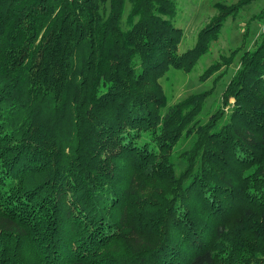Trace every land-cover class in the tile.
I'll return each instance as SVG.
<instances>
[{"label": "trees", "instance_id": "obj_1", "mask_svg": "<svg viewBox=\"0 0 264 264\" xmlns=\"http://www.w3.org/2000/svg\"><path fill=\"white\" fill-rule=\"evenodd\" d=\"M254 1L182 52L175 0H0V264H264V35L205 124L163 83Z\"/></svg>", "mask_w": 264, "mask_h": 264}, {"label": "rangeland", "instance_id": "obj_2", "mask_svg": "<svg viewBox=\"0 0 264 264\" xmlns=\"http://www.w3.org/2000/svg\"><path fill=\"white\" fill-rule=\"evenodd\" d=\"M175 1L178 5V14L174 22L177 27L183 28L185 32V38L181 45L182 52L195 45L198 32L217 14L216 6L218 4L235 6L239 3V0ZM128 8L129 4L127 3L126 11ZM263 9L264 0H255L252 4L244 7L237 18L228 20L221 31L219 41L213 44L209 54L200 59L198 66L192 73L172 71L166 76L163 83L169 106L213 88V94L207 100L206 106L197 120L201 124H205L212 118L222 106L223 92L239 69L241 56L246 50L254 49L263 40V36H259L261 23L264 19L260 18ZM239 49L241 51L237 53L235 60L228 69L224 68L221 72L208 78L207 81L201 80V76L221 56L229 58L234 51H239ZM195 140L196 136L192 134L183 139L175 148L174 159L178 173L186 167L185 162L179 158L180 154L189 150Z\"/></svg>", "mask_w": 264, "mask_h": 264}, {"label": "built area", "instance_id": "obj_3", "mask_svg": "<svg viewBox=\"0 0 264 264\" xmlns=\"http://www.w3.org/2000/svg\"><path fill=\"white\" fill-rule=\"evenodd\" d=\"M260 34H259V36H263L264 35V19H263V21H262V23H261V27H260Z\"/></svg>", "mask_w": 264, "mask_h": 264}]
</instances>
